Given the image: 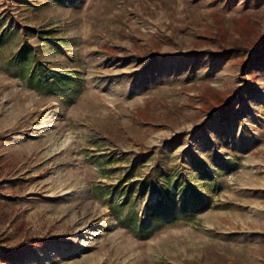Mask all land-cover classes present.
Returning a JSON list of instances; mask_svg holds the SVG:
<instances>
[{"label": "rangeland", "instance_id": "obj_1", "mask_svg": "<svg viewBox=\"0 0 264 264\" xmlns=\"http://www.w3.org/2000/svg\"><path fill=\"white\" fill-rule=\"evenodd\" d=\"M2 34L0 264H264V0H0ZM26 43L71 91L11 75ZM149 174L209 209L121 227Z\"/></svg>", "mask_w": 264, "mask_h": 264}, {"label": "trees", "instance_id": "obj_2", "mask_svg": "<svg viewBox=\"0 0 264 264\" xmlns=\"http://www.w3.org/2000/svg\"><path fill=\"white\" fill-rule=\"evenodd\" d=\"M51 35L50 32L42 31V39L52 43L46 37ZM9 39L6 34L0 36V47L4 46ZM55 44V43H53ZM10 73L14 78L23 81L28 88L45 96H58L60 93H68L74 84L73 78L68 75L59 74L57 71L51 70L47 65L40 62L33 47L26 43L14 56L10 64ZM72 95V94H71ZM233 171V170H231ZM153 182L150 174L142 181L135 182L132 189L129 190V199L123 202H112L110 209L117 223L126 229L132 230L140 237H147L154 230L162 227L166 223L175 222L182 218L184 213H198L209 209L210 203L203 197L200 192L187 181H183L181 177H174L172 174H160ZM134 176V168L129 171L127 180H131ZM126 180V181H127ZM140 185V193L138 198L147 192L158 193L161 199L156 204L149 206L151 213L147 216V220L140 217L135 211V203L132 196L135 192V186ZM171 189L184 192L192 197L191 205L184 203L179 206L178 203L170 197ZM121 193L118 189L114 195ZM143 228L142 230H140Z\"/></svg>", "mask_w": 264, "mask_h": 264}]
</instances>
